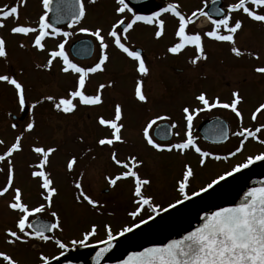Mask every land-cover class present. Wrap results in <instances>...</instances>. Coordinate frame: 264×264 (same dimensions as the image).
I'll use <instances>...</instances> for the list:
<instances>
[{"label": "snow or ice", "instance_id": "obj_1", "mask_svg": "<svg viewBox=\"0 0 264 264\" xmlns=\"http://www.w3.org/2000/svg\"><path fill=\"white\" fill-rule=\"evenodd\" d=\"M96 2L97 0H76V8L71 13L67 23L69 29L76 28L79 33L90 35L98 42V60L92 66H81L69 58V55L65 51V45L68 38L73 35V32L62 31L60 27L55 26V23L49 22L48 16L51 0H41L44 11L39 15L38 21L34 25L16 23L9 30L12 35L31 36L30 43H25L23 40L19 41V48L27 49L31 47L37 51L47 52L46 62L37 64V68L51 70L54 61L59 59L62 65L60 72L64 75L71 74L75 77V80L73 86L67 89L64 95L42 94L29 103L28 88L25 83L18 79L15 74L8 72L0 74V82L10 85L14 89L19 112H27L28 114L27 121L10 144H6L3 139H0V146H4L6 149L0 151V172H5L6 169V183L0 186V197L11 191L13 195L7 203V207L13 212L19 213L15 219L14 226L4 229V239L8 245H29L33 241H39L44 244L52 242L61 250L59 255L63 256L69 244L72 246L88 247L90 238L97 234V225L92 224L89 230H85L82 233V238L72 239L68 243H65L54 235L57 230L63 231L60 213L52 210L54 198L59 195V190L54 186L55 182L51 173L46 169L50 163V156L58 151V147L37 146L36 143L29 145L30 150L38 156V162L29 163L28 165L29 169H32L30 177L37 182L40 189L39 197L43 201L35 206H30L24 201V188L15 184L16 164L14 162L15 155L24 151L23 141L25 134L32 133L37 126L35 110L38 106L47 102L58 113L72 114L79 106L95 107L103 104V90L106 87L113 86L114 82L110 80L107 84L100 83L94 94L87 92V82L90 75L104 72L106 64L110 60L108 53L110 45L106 41L104 27H77L87 15L86 4H95ZM26 3L27 0H20L19 5L11 7L5 5L4 8L0 9V28L5 27L4 20L7 18L14 17L19 21V8L20 6H26ZM179 9L180 4L178 2H170L165 7H160L159 10L144 15L134 11L133 7H130L126 0H114L113 12L116 19L110 24L107 37L111 38V43L117 50L136 62L135 71L141 78L136 80L134 97L136 101L142 104L148 102L142 77L149 75L150 68L146 64L142 52L140 50H133L124 42L129 39L128 33L134 29L137 23L154 26V38L160 39L164 36L166 30V21L162 16L164 14H171L178 20V25L175 29V37L178 40L167 47V53L176 55L181 53L186 47L191 46L195 50V55L190 59L192 65H197L200 61L208 59V54L204 47L205 38L216 42H226L230 46V53L237 59L243 58L245 55L256 60L260 59L258 53L242 50L238 46L236 35L244 27V17L264 24V0H236L234 3H229L226 8L215 9L217 15L220 17L216 19H213L207 12L197 10L200 15L207 17L212 25L210 30L203 33L187 30L189 24L197 17V11H193L190 16H186ZM235 13H240L241 15L235 17ZM59 37H63V39L59 40L53 49H48L45 43L46 38ZM8 57L7 41L4 36L0 35V61L7 63ZM252 71L260 77H264V63L254 65ZM194 99L198 102V106L194 107L189 104L181 107L185 123L184 138L179 139L175 143L157 142V139H154L150 130L153 129L154 125H157L158 121L171 120V117L168 115L157 114L148 119L142 128V137L146 144L156 152L171 153L176 151L184 155L188 150H194L200 157L199 165L201 166L206 164V160L210 156L215 160H226L229 157L236 156L242 152L245 142L249 138L258 141L260 144H264V139H261L260 135H258L264 133V122L254 129L243 126L244 115L240 105L244 103L245 98L241 95L239 87L231 91L230 99L227 101L222 100L219 95L209 96L207 90L199 91ZM215 108L230 110L235 115L239 121V130L232 133V135L242 138L235 151H230L227 156L223 157L220 155L213 156L209 151L202 150L192 135L194 118L203 111H210ZM258 114L264 115V102L259 103L255 107V110L251 112V120L256 121ZM9 116H12V113H9ZM123 119L124 108L121 103L114 104V113L110 118H106L103 115L97 116V124L102 128H107L109 133L98 137L96 145L100 147L108 146L112 149L109 156L110 161L118 168L123 169V171H119L115 175L109 174L105 176L109 187H114L118 181L123 179H132L133 181L132 196L134 199L132 203L135 207L127 215L134 222L124 225L115 233V236L113 235L111 225H104L106 239L96 242L103 244L104 247L96 251L93 257L94 264H99L104 254L112 248V242L116 236H124L126 233H131L134 229H138L141 225H146L148 221L153 220V215H148L146 219H139L136 222V218L141 215L146 207L157 215L159 212H167L168 209H174L176 205H181L184 201L191 200L192 197L207 194L209 189H213L221 181H226L234 173L248 168L256 161H264V151L255 155H248L242 162L232 166L230 170L217 175L210 182L190 193L188 191L190 179L194 177L195 171L191 164L186 162L183 165L182 177L177 181V191L181 198L168 203L164 207L155 202L153 195L146 192V186L151 184V178L140 175L139 169L144 166V160L140 159L138 155L131 153L124 159L118 158L115 146L127 143L122 131L125 129V124L122 123ZM10 127L16 130L18 125L14 122ZM178 127L179 123L172 121L168 126L169 134L179 137V132L172 131ZM222 135L227 139V131L222 132ZM79 139L83 142L84 137L81 136ZM92 150L91 146L87 147L88 152ZM77 165V155H71L67 160V170L73 172ZM84 175L83 171L80 172L79 178L74 181V187L77 190L74 200L77 204H84L86 202L88 206L98 211L103 205L85 192L83 187ZM45 212L50 214L52 218L51 222L44 223L37 219H30L34 218L36 214ZM48 233H52V235ZM0 258L6 264H20L18 259L13 258L6 251H0ZM38 259L40 264H50V260L58 261L57 256L49 257L43 252L39 253ZM120 264H264V182H261L259 186L248 188L238 203L205 212L201 217V222L179 239H172L164 244L146 247L140 252H131Z\"/></svg>", "mask_w": 264, "mask_h": 264}, {"label": "rangeland", "instance_id": "obj_2", "mask_svg": "<svg viewBox=\"0 0 264 264\" xmlns=\"http://www.w3.org/2000/svg\"><path fill=\"white\" fill-rule=\"evenodd\" d=\"M153 1L155 5L149 6L148 9L144 8L135 11L144 13L145 15V13H150L156 6L162 7L163 0ZM169 1L172 3L178 2L181 11L186 9L188 13H192L193 11H197L199 7H201L200 9H204L206 7L205 3L210 4L215 0H202L200 6L196 3V0H167V2ZM220 1H222L224 6H227L236 0ZM86 7L87 15L78 27L87 26L95 28L96 26H103L106 41L110 45L108 49L110 60L106 64V70L90 76L87 84L90 83L91 89L88 91L87 88V92L94 94L100 83L107 84L110 80L114 82L113 86L106 87L103 90V104L93 108L79 106L72 114L58 113L47 102L38 106L35 110L37 126L32 133L25 134L23 141L24 151L15 155L14 162L16 164L15 184L24 188V201L30 206H35L43 201L39 197L40 189L37 182L30 177L32 169H29L28 165L29 163L38 162V156L30 150L29 145L36 143L37 146L58 147V151L50 156V163L46 169L52 175L55 182L54 186L59 190V195L54 198L52 210L60 213L63 231L57 230L54 235L65 243H68L72 239L82 238V233L85 230H89L92 224H96L97 234L88 241V244H95L97 241L106 239L105 224L111 225L113 235L115 236V233L124 225L134 222L127 215L135 207L132 203L134 199L132 196L133 181L132 179H123L118 181L114 187H109L105 176L109 174L115 175L119 171H123V169L118 168L110 161L109 156L112 149L108 146L100 147L96 145L98 137L109 133L107 128H102L97 124L96 118L99 115L110 118L114 113L115 103H121L124 108L122 123L125 124V129L122 131L127 140L126 144H117L115 146L118 158L124 159L131 153L138 155L140 159L144 160V166L139 169V172L142 177L147 176L151 178V184L146 186V192L155 197L156 203L166 207L168 203L181 198L177 191V181L182 177L183 165L186 162L190 163L195 171L194 177L190 179L189 193L198 190L210 182L211 179L226 171L227 167L232 166L222 165V163L215 164L209 158H207L206 164L201 166L199 165V155L187 156L175 151L171 153L156 152L146 144L142 137V128L146 121L157 114L168 115L170 106L173 103L170 95L171 77H175L177 80H185L189 75L186 70L181 74H174L171 69L177 64L181 68L184 67L178 59L175 60L166 52L167 47H169L168 41L165 40L169 38V35H167L168 31L165 30L162 38L155 39V28L153 26L143 27L137 23L134 29L128 33L129 39L124 42L132 49L136 47L142 48L145 51L144 54H148L151 67L148 77L146 76L148 80H146V77H142L148 102L142 104L136 101L134 97L135 83L141 77L135 71V63L131 58H128L117 50L112 45L111 38L107 37L109 26L116 19L113 12L114 0H97L95 4H86ZM240 15V13L234 14L235 17H239ZM244 20L243 29L236 35L238 46L242 50L250 51L252 42L256 40V50L260 57L257 63L261 64L264 52L259 40L262 39L264 24L258 22L252 23L247 17H244ZM199 25L208 24L202 18ZM210 29L211 27L208 25L206 30ZM68 31L73 32V35L68 38V43L79 37L76 28ZM87 37L93 40L96 47L94 55L89 62L81 63L83 66L91 65L98 59L99 54L98 42L90 35H87ZM204 42L206 43L204 47L209 59L203 65L204 67H202L210 72L211 75H216L219 71H223L225 83H229L231 87H233L232 85L236 86L237 81H241V79L236 76L231 78V76L233 72H240L239 74L243 75V71L247 70L246 67L250 66V57L245 55L243 58L237 59L230 53V46L226 42H216L208 38ZM54 47L55 45H50L48 49H53ZM191 52L194 56L195 50ZM13 54L14 58L11 63L13 64L16 61L21 62L17 63L16 67L10 69H8V66H5V69L1 67L0 72L4 70V72L15 74L18 79L25 83L28 88V100L30 103L34 98H38L42 94L64 95L66 90L73 86L75 77L71 74L64 75L60 72L62 65L59 59L54 61L51 70L37 68V64L33 61H30L29 64L24 63L27 62V57L31 58V60H42L45 63L47 52L43 53L34 48H29L24 53V49L16 45L13 48ZM161 55L168 56L162 57ZM22 66H24V70H27L28 74L27 72L21 74L20 67ZM191 73L195 77L198 71L193 69ZM4 86L3 84L1 85L2 93L8 96L9 99L6 100L2 97L0 101L2 108L0 112L2 118L0 138L6 144H10L15 135L19 134V131L15 130L13 132L11 127H9L10 121L7 114L11 112L17 113L18 110L13 99H16L15 93L10 92ZM93 86H95L94 89H92ZM177 93L178 91L174 90L173 96H178ZM81 136L84 137L83 142L79 139ZM88 146L92 147L93 150L91 152L87 151ZM3 150L6 149L4 146H1L0 151ZM210 150L212 149L210 148ZM71 155H77L78 157V165L73 172H69L66 167L67 160ZM82 171L85 173L83 178L85 192L103 205L98 211L92 209L86 202L84 204H77L74 200L77 191L74 187V181L79 178V173ZM5 183L6 169L5 172H1L0 174V186H3ZM27 183L30 184L27 185ZM12 195L13 193L9 191V193L0 197V251H6L13 258L18 259L20 264H40L38 259L40 252L49 257L59 254L61 250L52 242L44 244L39 241H33L29 245L19 246L5 243L4 229L13 227L15 219L19 215V213L13 212L7 207L9 201H3L4 198H10ZM150 211L146 207L141 215L136 218V222L150 215ZM37 216H42L43 220L52 221L48 212L36 214L35 217ZM77 246L69 244L67 250ZM0 264H6V262L0 258Z\"/></svg>", "mask_w": 264, "mask_h": 264}, {"label": "flooded vegetation", "instance_id": "obj_3", "mask_svg": "<svg viewBox=\"0 0 264 264\" xmlns=\"http://www.w3.org/2000/svg\"><path fill=\"white\" fill-rule=\"evenodd\" d=\"M217 1L219 2L218 8H226L227 7V6L223 5L222 1H220V0H217ZM19 3H20V0H0V9L4 8L5 5H7L8 7H11V6L19 5ZM167 3H170V1L167 2V0H163L162 7H165L167 5ZM196 3L200 6V4H202V0H196ZM151 5H155L153 0L151 2L145 4V5L133 6V5L129 4L130 7H133L134 11L138 10V9H144V8L148 9L149 6H151ZM208 5L209 4L205 3L206 7H204V9H200L201 7H199V9H197V10H202L203 12H206ZM159 8H160V6L159 7L156 6L152 9V11L159 10ZM179 10L181 11V7ZM43 11H44V9L42 7L41 0H27L26 6H20V8H19V21H17L14 17H10V18H7L4 20L5 27L0 28V35L4 36L6 41H7V48H8V52H9V57H8L7 63L0 61V68L2 67L3 69H5V66H8L9 67L8 69H10L12 67H16L17 63H20L21 61H16L13 64L11 63V61L14 58L13 48L16 45H18V42L21 40H23L25 43H30L31 36L30 37H23L20 35H12L9 31L10 28L12 26H14L16 23L33 24L34 25L38 21L39 15L42 14ZM181 12L183 14H185L186 16L191 15V13H188L186 11V9H184V11L182 10ZM150 13H148V14H150ZM139 14H144V13H139ZM148 14L145 13V15H148ZM127 15H130V14H127ZM50 17H51V14L49 12V16H48L49 22H50ZM162 18L165 19V21H166V27L168 26V28L166 30L168 31L167 35H169V38H167L165 40L168 41V45L170 46L172 43H175L178 40V38L175 37V29L178 25V20L176 18H174L171 14H164L162 16ZM202 18H205L207 20L205 22L210 27H212L210 20L207 17L200 15L199 11H197V17L194 18L193 21L189 24L187 30L190 32H200V33L207 31L206 29H207L208 25H201V26L199 25ZM218 18H220V17H218ZM252 23H256V22L252 21ZM138 24H140L143 27H145V26L152 27V25H145L143 23H138ZM55 26L60 27L62 29V31L70 30L67 27V25H61L59 23H55ZM153 28H155V27L153 26ZM77 34L79 35V37L77 39H75L69 43L67 41V43L65 45V51L69 55L70 59H72L75 63L83 66L81 63L89 62V60L93 57L96 44L93 42L92 39L87 37V34H83V33L81 34L79 32H77ZM61 39H63V37L46 38L45 43H46L47 48H49L50 45H56L59 42V40H61ZM205 39H207V38H205ZM82 40H87L88 43H90V45H91L90 56L86 59H78V58L74 57L71 53V50H70L71 45L73 43L78 42V41H82ZM259 42H261V45H262L261 47H263V52H264V28L262 30V39L259 40ZM205 44L206 43L204 42V46H205ZM86 45H88V44L87 43L83 44L84 48L79 51V54L86 55V56L89 55V52L86 49ZM256 47H257V41L254 40L251 44L250 51L257 53ZM29 48H31V47H29ZM29 48L24 49V53ZM135 49H139L142 52V55L145 59V62L148 65V67L150 68L151 67V65H150L151 61L148 60V56H147L148 54L145 55L144 54L145 51L142 48L136 47L133 50H135ZM191 51H194V48L189 46V47H186L184 50H182V52L179 54H176V55L170 54L171 57H173L175 60L178 59L184 67V68L179 67V64H177L174 68L172 67L171 69L173 70L174 74H177V73L181 74L184 72V70H186L189 76H187L185 78V80H177V79H175V77L174 78L171 77L172 81H171V87H170V90H171L170 95L172 97L173 103L171 104L170 110L168 112V115H170L169 117H171V120H169V121H158L157 125H154L153 129L150 131L152 133L154 139H157L155 137V129L158 125L164 124L165 127H167V133L165 131L163 133L165 135H169V138L167 141H162V140L157 139V142L175 143L179 139L184 138L185 123L183 120L181 107L184 105H189V104L194 106V107L198 106V102L195 101L194 97L201 90H207L209 96L219 95L222 100L227 101L230 99L231 91L234 88L239 87L241 90V95L244 96V98H245L244 103L242 105H240V107L243 111V115H244L243 126L250 127V128L254 129L260 123L264 122V115H262V114H258V119L256 121L251 120V112L255 110V107H257L259 105V103L264 102V77H260L259 75L255 74L252 71V68L254 65H261L262 63H264V57L262 59L261 64L257 63L258 60L250 57V66L246 67L247 70L243 71L244 72L243 75H240L239 74L240 72H233V75L231 76V78L236 76V77L240 78L241 81H237L236 86L232 85L233 87H231L229 83H225L223 71H219L218 74H216V75H213V74L211 75L210 72L206 71L203 68L204 67L203 65L205 64V62L209 58L206 61H200L197 65H192L190 63V59L193 56V53ZM42 52L46 53V51H42ZM166 52H167V50H166ZM149 55H151V54H149ZM263 55H264V53H263ZM158 56H160V55H158ZM161 56L167 57L168 55L167 56L161 55ZM97 60L95 62H97ZM30 61H33L35 64H43L44 63L42 60H40V61H37L34 59L31 60V58H29V57H27V62H24V63L29 64ZM95 62H93L89 66H92ZM134 63L136 64L135 61H134ZM160 68H162V66H160ZM193 69H196L198 71V73H196L195 77H193L192 73H191L193 71ZM20 71H21V74L27 72V70L26 71L24 70V66L20 67ZM4 73H5L4 70L2 72H0V74H4ZM27 74H28V72H27ZM90 76H94V74H91ZM147 77H146V80H148ZM2 84L5 85L10 92L15 93L12 86L7 85L6 83L0 82V101H1L2 97H4L6 100L9 99L8 96H5L2 93V88H1ZM94 87L95 86H93L92 89H94ZM87 88H88V91L91 89L90 83L87 84ZM144 88H145V85H144ZM174 90L178 91V93H177L178 96H176V97L173 96ZM13 99L15 101L14 104L17 107L18 112L17 113L11 112L12 116H9V113L7 114L8 120L10 121L9 127L11 126L12 123L15 122L18 125V128L16 130L20 131V128L23 126V123L25 122V120L28 119V114H27V112H24V113L19 112V108H18V104L16 102V99L15 98H13ZM29 103H30V101H29ZM91 108H93V107H91ZM1 111H2V108L0 105V112ZM1 120H2V118L0 115V126H1ZM172 121H176L179 123V127L177 129L172 130L175 132H179L180 133L179 137H176V136L169 134L168 126L170 125V123ZM207 121H211V123L208 124L209 126L204 128V130L200 131L199 127L202 125V123L207 122ZM238 130H239V121L235 117V115L230 112V110L215 108V109H212L210 111H203V112L199 113L194 118L193 126H192V135L195 138L197 145L199 147H201L202 150L209 151L210 153L213 154V156L220 155L223 157V156H227V154L230 151H235V148L239 146V142L242 138L232 135V133H234ZM12 131L14 132L15 130L12 129ZM224 131H227V133H228L227 139H225V137L222 135V132H224ZM0 132H1V128H0ZM258 135H260L261 139H264V133H261ZM210 148L212 150H210ZM262 151H264V144H260L258 141L253 140L252 138H249L245 142V146H244L242 152L238 153L236 156L229 157L226 160L225 159L215 160L212 156H210L209 160L215 164L222 163V165L234 166L235 164L242 162L244 160V158H246L248 155H255V154H258L259 152H262ZM186 155L192 156V155H198V154L195 153L194 150H188L186 152ZM227 168H228L227 170L231 169V167H227ZM0 174H1V172H0ZM29 184L30 183H27V185H29ZM8 197H10V196H8ZM10 200H11V197L10 198L6 197L3 199V201H10ZM4 205H6V204H4ZM37 217L42 218V216H37ZM37 217H35V218H37ZM30 219H32V218H30ZM44 220H46V219H44Z\"/></svg>", "mask_w": 264, "mask_h": 264}, {"label": "water", "instance_id": "obj_4", "mask_svg": "<svg viewBox=\"0 0 264 264\" xmlns=\"http://www.w3.org/2000/svg\"><path fill=\"white\" fill-rule=\"evenodd\" d=\"M127 1L132 5H144L151 0ZM218 5V2L212 3L206 11L213 19L219 17L215 11ZM50 8H52L51 23L59 21V24L66 25L71 13L76 8V0H51ZM86 43L88 44L86 49L89 52L87 56L79 54V51L84 48L83 44ZM90 47L91 45L87 40H82L72 44L70 50L74 57L86 59L90 56ZM209 123L211 121L202 123L199 127L200 131L209 126ZM162 129L163 126L156 128L155 137L159 140H167L168 136L163 138L161 135L163 133ZM160 130L162 131L160 132ZM261 182H264V161H257L248 168L233 174L226 181H221L219 185L209 189L207 194L192 197L191 200L176 205L174 209H168L167 212L155 215L153 220L148 221L146 225H141L140 228L134 229L131 233H126L124 236L114 239L112 248L104 254L99 264H120L131 252H140L146 247L164 244L172 239H179L201 222V217L205 212L238 203L248 188L259 186ZM37 220L44 223L49 222L40 218H37ZM102 247L104 245L99 244L72 249L70 253L58 258V261H50V264H94L93 257L96 251Z\"/></svg>", "mask_w": 264, "mask_h": 264}]
</instances>
